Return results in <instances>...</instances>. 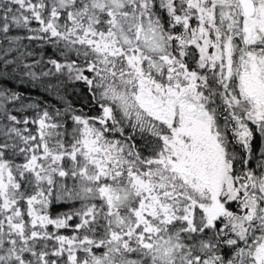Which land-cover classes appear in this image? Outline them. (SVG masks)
I'll list each match as a JSON object with an SVG mask.
<instances>
[{"label":"snow or ice","instance_id":"1","mask_svg":"<svg viewBox=\"0 0 264 264\" xmlns=\"http://www.w3.org/2000/svg\"><path fill=\"white\" fill-rule=\"evenodd\" d=\"M0 264H264V0H0Z\"/></svg>","mask_w":264,"mask_h":264},{"label":"trees","instance_id":"2","mask_svg":"<svg viewBox=\"0 0 264 264\" xmlns=\"http://www.w3.org/2000/svg\"><path fill=\"white\" fill-rule=\"evenodd\" d=\"M10 86L15 87L17 90L23 92L29 97H32L33 99L41 100L42 102H45L49 105H59V101L57 99L44 93L42 89H33L26 84H18L14 81L11 82ZM69 91L71 92V89ZM69 99H71L77 105L80 103V97L78 94L70 95Z\"/></svg>","mask_w":264,"mask_h":264}]
</instances>
